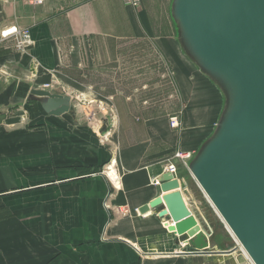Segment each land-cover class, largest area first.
<instances>
[{
  "label": "crops",
  "instance_id": "obj_1",
  "mask_svg": "<svg viewBox=\"0 0 264 264\" xmlns=\"http://www.w3.org/2000/svg\"><path fill=\"white\" fill-rule=\"evenodd\" d=\"M170 3L0 0V28H28L31 39L24 50L13 40L0 43V91L10 77L31 88L52 84L70 98L60 115L31 99L0 106V264H239L235 251L190 253L168 229L170 221L152 210L139 213L159 193L152 179L166 167L143 142L117 136L108 118L96 134L103 100L133 92L122 85H130L133 70L117 52L144 45L172 69L185 100L181 135L191 154L215 127L223 94L181 49ZM186 171L175 176L187 203Z\"/></svg>",
  "mask_w": 264,
  "mask_h": 264
},
{
  "label": "water",
  "instance_id": "obj_2",
  "mask_svg": "<svg viewBox=\"0 0 264 264\" xmlns=\"http://www.w3.org/2000/svg\"><path fill=\"white\" fill-rule=\"evenodd\" d=\"M170 16L181 49L224 98L214 130L187 168L252 264H264V0H171ZM30 99L51 115L70 107L60 87L6 78L0 106ZM158 181L159 193L139 213L152 210L170 221L168 229L192 254L234 251L210 249L211 230L188 208L174 174L163 171Z\"/></svg>",
  "mask_w": 264,
  "mask_h": 264
},
{
  "label": "rangeland",
  "instance_id": "obj_3",
  "mask_svg": "<svg viewBox=\"0 0 264 264\" xmlns=\"http://www.w3.org/2000/svg\"><path fill=\"white\" fill-rule=\"evenodd\" d=\"M149 46L144 45L141 49L128 52H117L119 55L117 58L121 57L127 61L129 70H133V74L129 71L126 77L130 85L122 84L125 90L133 92L129 99L103 100L105 102L103 108L106 109L102 110L100 107L95 115L99 118L95 124L96 134L105 131L104 126L108 118L110 129L118 128L117 136L127 143L143 142L148 155H154L155 160L159 161L157 163L166 168L170 163H174L176 171L181 174L188 170V160L194 155L191 154L192 150L186 148L185 135H181L185 100L179 94L172 69L163 56L151 51ZM171 116H177L180 120L177 127H170ZM213 130L214 128L208 132L207 138ZM177 153L184 154V157H177ZM187 176L184 183L188 203L186 204L199 219L200 226L205 230H211L210 240L215 246L213 247L223 251L236 247L234 251L239 264H252L194 178L189 177V173ZM152 183L154 184V177Z\"/></svg>",
  "mask_w": 264,
  "mask_h": 264
},
{
  "label": "built area",
  "instance_id": "obj_4",
  "mask_svg": "<svg viewBox=\"0 0 264 264\" xmlns=\"http://www.w3.org/2000/svg\"><path fill=\"white\" fill-rule=\"evenodd\" d=\"M23 1H26L30 4H40L44 0H23ZM121 1L125 6L131 8H138L141 5V0H121ZM8 39L13 40L16 49L24 50L31 42L29 29L19 28L15 25L0 28V43L3 40H8ZM44 87L51 89L54 88L52 84H45ZM178 122L179 120L177 116L170 117L171 127H177ZM176 156L182 158L184 157V154L177 153ZM166 169L167 171L176 175V167L174 163H170ZM154 184L159 185V181L157 178H154Z\"/></svg>",
  "mask_w": 264,
  "mask_h": 264
},
{
  "label": "bare ground",
  "instance_id": "obj_5",
  "mask_svg": "<svg viewBox=\"0 0 264 264\" xmlns=\"http://www.w3.org/2000/svg\"><path fill=\"white\" fill-rule=\"evenodd\" d=\"M97 134H98V132H97ZM207 198V197H206ZM207 200H208V198H207ZM209 201V200H208ZM209 203H210V201H209ZM211 206H212V204H211ZM226 226V225H225ZM226 228L228 229V231L230 232V234L234 237V235H233V233L230 231V229L226 226ZM234 239L236 240V238L234 237ZM237 241V240H236ZM240 245V244H239ZM243 250V249H242ZM223 251V250H222ZM244 252V251H243ZM245 253V252H244ZM245 255H246V257H247V254L245 253ZM248 258V257H247ZM248 260H249V258H248ZM250 261V260H249Z\"/></svg>",
  "mask_w": 264,
  "mask_h": 264
}]
</instances>
